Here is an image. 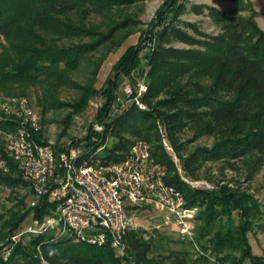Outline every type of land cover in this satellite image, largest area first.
I'll use <instances>...</instances> for the list:
<instances>
[{
    "label": "trees",
    "instance_id": "1",
    "mask_svg": "<svg viewBox=\"0 0 264 264\" xmlns=\"http://www.w3.org/2000/svg\"><path fill=\"white\" fill-rule=\"evenodd\" d=\"M147 1L0 0V39L4 41L0 43V89L11 97L15 95L8 86L39 87L42 116L49 109L64 107L53 98L58 89L78 90V99L67 106L71 112L61 122V137L73 117L98 96L102 103L93 123L102 124V131L90 129L84 140L72 141L67 147L57 145L56 156L82 148L77 165L90 159L109 164L122 160L134 142H147L151 156L166 168L165 182L183 195L187 208L198 209L196 259L189 252L157 256L155 239L146 240L132 228L124 237L125 257L117 254L109 235L101 246L71 235L60 237L53 230L25 234L14 241L29 216L41 223L57 207L48 196L31 207L23 196L0 224V264H264V256L254 254L248 238L254 230L264 233V209L259 202L227 185L212 189L188 186L162 146L159 131V126L165 129L176 151L180 136L187 131L192 140L214 139L212 149H199L188 161H242L249 168V179L264 167V30L255 20L258 13L247 4L249 15L233 18L215 7L192 5V12H206L217 28L211 35L181 19L187 12L185 0H165L140 32L137 44L127 47L103 86L95 89L93 79L105 56L116 52L140 23L128 10ZM151 43L152 50L145 54L147 91L141 97L147 109L130 104L112 118L119 83L132 78L141 65L140 54ZM99 50L102 56L94 61L91 56ZM84 63L93 65L92 80L80 86L70 75ZM25 95L21 91L16 96ZM17 125L15 118L0 123V157L8 166L6 173L0 172V186L12 194L30 188L2 139ZM40 136L35 138L38 143ZM184 169L191 174L187 162ZM137 208L129 207V214Z\"/></svg>",
    "mask_w": 264,
    "mask_h": 264
},
{
    "label": "built area",
    "instance_id": "2",
    "mask_svg": "<svg viewBox=\"0 0 264 264\" xmlns=\"http://www.w3.org/2000/svg\"><path fill=\"white\" fill-rule=\"evenodd\" d=\"M145 92L143 84L136 92L126 85L127 99L112 114L130 104L144 109L141 97ZM8 118H15L18 125L14 132L4 135L5 149L33 191L30 206L44 196L57 205L53 215L26 226L13 237L14 241L25 234L53 230L57 236L71 235L78 241L101 246L109 235L117 254L125 257L126 232L137 229L132 226L128 208L146 207L159 216L162 226H174L181 240L196 246L195 218L183 195L165 182L166 168L151 156L147 142H134L118 162L102 164L90 159L77 165L76 152L56 156L52 145L35 141L40 125L27 98L0 95V123ZM7 171V162L0 157V172Z\"/></svg>",
    "mask_w": 264,
    "mask_h": 264
},
{
    "label": "rangeland",
    "instance_id": "3",
    "mask_svg": "<svg viewBox=\"0 0 264 264\" xmlns=\"http://www.w3.org/2000/svg\"><path fill=\"white\" fill-rule=\"evenodd\" d=\"M165 0H148L142 5H136L131 7L128 12L135 20H137L139 25L136 27V32L128 37L121 45V47L114 53H109L105 56L103 63L101 64L95 80L93 79V86L95 89H100L107 77L111 73V68L115 62L120 58L127 47L135 45L138 42L140 32L145 30L146 24L149 23L155 16L158 9L161 7ZM185 0V5L187 7V12L181 16V19L185 22L195 24L199 27L202 32L207 34H216L218 32L217 28L213 25L211 19L204 14H195L190 9L192 5H204L215 7L219 9L224 14L233 18L246 17L249 15V10L257 12L258 15L255 20L258 26L264 30V0ZM250 9L244 6H248ZM244 7V8H243ZM98 21V20H97ZM4 41L0 39V43ZM176 47H183L181 44H174ZM153 43L149 44L146 49L140 54L139 68L133 72L132 78H123L119 83V88L116 95L115 104L111 107V112L118 110L123 102L127 99L124 88L126 85L131 86L132 90L136 92L141 84L146 87V59L145 54L152 50ZM103 51V50H102ZM1 53V47H0ZM101 50L95 52L91 57L96 61L101 55ZM93 65L84 63L80 66L77 72L70 75L72 82L79 84L80 86L89 85L92 80ZM15 96L11 97H25L27 98L31 111L33 115L38 117L40 130L35 134V138L38 137V133L41 134L39 137V142L42 144H50L55 148L57 145L61 147L69 146L72 141L84 140L90 129L93 132L99 133L102 131V124H94V118L100 107L102 100L95 96L93 97L83 113L78 114L73 117L71 125L66 132L65 136H62L61 122L65 117L71 112L67 107L72 104L79 97V92L71 87H62L58 89L55 93L56 102L62 104L64 107L58 109H49L47 113L42 116L41 105L42 102V91L36 86H8ZM23 91L26 93L25 96H16ZM145 94V93H144ZM1 96H7V91L0 89ZM142 103V102H141ZM143 104V103H142ZM137 106V105H136ZM144 109L147 107L144 105ZM123 110V109H122ZM112 114V118L120 113ZM159 131L161 135V144L164 147L166 153L171 157L174 165L177 168V174L180 176L181 180L186 183L191 188H205L212 189L215 187L227 185L233 189H239L247 194L252 195L264 209V167L259 169L255 175L249 179V168L242 161H204L200 160L197 162L188 161L199 149L210 150L215 144L213 138L202 136L196 140H192V134L187 131L183 133L178 142L179 151H176L172 143L170 142L165 129L159 126ZM5 139V136H2ZM94 140V138L92 137ZM5 141V140H4ZM111 140L107 142V146L111 145ZM71 151L76 152V154L82 153V148H73ZM98 151H101L98 150ZM189 166L191 174H187L184 169V165ZM25 196L26 203L30 205V201L34 200L33 192L30 188L17 189L12 194L10 189L0 186V224L3 220L9 217L11 210L17 208L18 200ZM191 210L193 217L196 221V216L198 214L197 208H188ZM132 218V226L136 227L144 239H155L154 243L157 247L154 254L157 256H166L171 251L175 252H189L192 259H196L194 245L189 244L186 241L180 239L177 228L174 226L164 227L160 224V218L155 212L149 208L140 207L133 210L130 213ZM234 220L237 219L235 214ZM36 222L33 220L32 216H29L18 232L24 229L26 226L35 225ZM197 225V223H196ZM157 231V232H156ZM250 244L254 254L264 256V233L254 230L248 235ZM7 253L4 255L6 256Z\"/></svg>",
    "mask_w": 264,
    "mask_h": 264
}]
</instances>
